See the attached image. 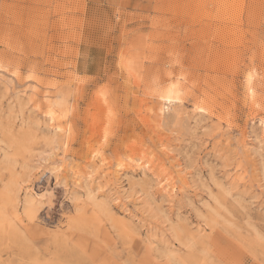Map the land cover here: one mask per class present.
Here are the masks:
<instances>
[{
	"label": "rangeland",
	"instance_id": "obj_1",
	"mask_svg": "<svg viewBox=\"0 0 264 264\" xmlns=\"http://www.w3.org/2000/svg\"><path fill=\"white\" fill-rule=\"evenodd\" d=\"M0 264H264V0H0Z\"/></svg>",
	"mask_w": 264,
	"mask_h": 264
},
{
	"label": "bare ground",
	"instance_id": "obj_2",
	"mask_svg": "<svg viewBox=\"0 0 264 264\" xmlns=\"http://www.w3.org/2000/svg\"><path fill=\"white\" fill-rule=\"evenodd\" d=\"M246 84H245V90L247 91L248 94L251 93V86H250V75L248 74L246 77ZM246 93V94H247ZM177 89L175 88L174 85H169L163 92V94H161V98L166 99L167 101H170L171 99H174L177 97ZM248 97V96H247Z\"/></svg>",
	"mask_w": 264,
	"mask_h": 264
}]
</instances>
